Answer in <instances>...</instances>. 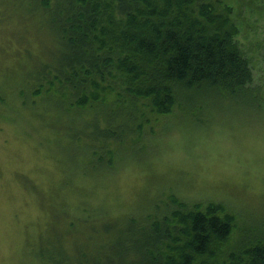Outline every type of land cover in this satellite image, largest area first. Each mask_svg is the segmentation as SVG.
Masks as SVG:
<instances>
[{"label":"rangeland","instance_id":"1","mask_svg":"<svg viewBox=\"0 0 264 264\" xmlns=\"http://www.w3.org/2000/svg\"><path fill=\"white\" fill-rule=\"evenodd\" d=\"M248 1L233 5L236 39L264 91V0ZM9 2L0 4V18L7 14L0 20V264H42L57 243L67 250L85 243L90 221L160 214L174 207L171 199L186 208L221 205L235 218L231 246L241 229H264V103L208 101L195 114L192 106L175 108L136 134L138 146L115 145L102 172L100 153L90 151L100 115L87 107L77 118L54 96L19 95L29 69L25 45L52 60L55 40L46 26L19 22L28 9Z\"/></svg>","mask_w":264,"mask_h":264},{"label":"trees","instance_id":"2","mask_svg":"<svg viewBox=\"0 0 264 264\" xmlns=\"http://www.w3.org/2000/svg\"><path fill=\"white\" fill-rule=\"evenodd\" d=\"M245 2L11 0L9 9H28L19 22L40 23L55 40L52 60L32 55L25 45L29 69L21 75L19 95L54 96L65 114L77 118L87 107L100 115L92 137L97 146L90 151L100 153L105 172L116 146L118 151L138 146L136 134L175 108L183 112L192 106L195 114L208 101L264 103V91L253 83L251 60L236 39L233 5L241 8ZM0 4L8 6L6 0ZM171 200L174 207L160 214H105L96 226L90 221L85 243L75 242L70 250L57 243L39 255L41 262L264 264V229H241L231 246L235 218L221 205L186 208Z\"/></svg>","mask_w":264,"mask_h":264}]
</instances>
